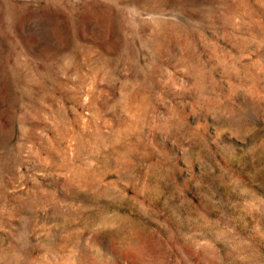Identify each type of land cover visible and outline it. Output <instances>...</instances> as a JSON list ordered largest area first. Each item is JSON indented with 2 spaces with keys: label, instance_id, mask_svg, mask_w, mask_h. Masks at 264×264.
<instances>
[{
  "label": "rangeland",
  "instance_id": "rangeland-1",
  "mask_svg": "<svg viewBox=\"0 0 264 264\" xmlns=\"http://www.w3.org/2000/svg\"><path fill=\"white\" fill-rule=\"evenodd\" d=\"M0 264H264V0H0Z\"/></svg>",
  "mask_w": 264,
  "mask_h": 264
}]
</instances>
